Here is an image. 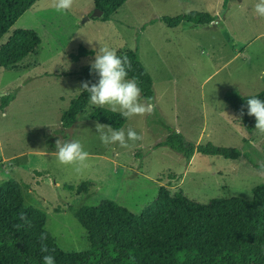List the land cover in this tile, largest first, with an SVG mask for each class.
Here are the masks:
<instances>
[{"label": "rangeland", "instance_id": "obj_1", "mask_svg": "<svg viewBox=\"0 0 264 264\" xmlns=\"http://www.w3.org/2000/svg\"><path fill=\"white\" fill-rule=\"evenodd\" d=\"M224 2L127 0L104 21L93 16L94 0H74L67 13L57 12L52 0H36L0 38V47L18 29H33L41 38L36 51L15 67L0 65V99L16 94L7 110H0L4 149L7 156L16 155L6 163L14 167L0 171V183L20 182L25 204L46 212V229L63 250L91 248L73 209L112 199L141 213L165 185L201 203L249 200L264 182L257 167L264 162V136L247 131L226 101L229 93L255 95L264 89V18L253 14L256 0H229L226 7ZM191 11L216 19L204 25L183 21L177 27L161 20ZM81 46L90 52L78 58ZM101 46L118 55L138 51L153 78L155 112L127 120L125 133L131 127L143 137L129 141L128 148L103 146L97 121L90 118L97 107L91 103L72 127L61 124L63 111L80 93L81 71L91 66ZM171 131L193 143L238 148L242 155L230 159L196 152L189 162L181 152L158 146ZM57 139L79 141L89 153L82 173L58 163ZM83 181L92 184L90 194L64 187Z\"/></svg>", "mask_w": 264, "mask_h": 264}, {"label": "trees", "instance_id": "obj_2", "mask_svg": "<svg viewBox=\"0 0 264 264\" xmlns=\"http://www.w3.org/2000/svg\"><path fill=\"white\" fill-rule=\"evenodd\" d=\"M36 0H0V38L33 5ZM127 0H94L103 10L100 19L106 21ZM229 0H225L226 7ZM209 12L191 11L175 17L162 16L169 27L183 21L204 25L215 21ZM41 43L33 29H18L0 47V65L15 67ZM90 51L79 48L77 57ZM131 62L128 78H135L142 89V98L154 99L153 78L141 61L138 51L128 50ZM98 75L91 66L79 76L82 82L96 83ZM15 93L1 97L4 113L15 99ZM89 94L80 90L61 115L64 128L72 127L89 105ZM264 100V89L255 95H226L228 104L239 114L240 124L249 132L255 129V117L247 115V99ZM244 114L241 117V109ZM90 118L101 124L121 129L128 119L109 108H94ZM169 146L181 152L187 160L200 152L237 159L238 148L217 146L211 142L193 143L183 134L171 131L158 146ZM1 167V163H0ZM264 173V162L257 166ZM92 184L64 187L76 194H90ZM75 217L87 230L91 248L87 251H65L46 229L47 214L42 209L25 204L20 182L10 178L0 183V264H43L44 255H52L55 264H264V182L253 189L252 199L241 197L214 198L207 203L188 198L182 190L172 192L161 186L157 197L141 213H135L112 199L96 206L73 209ZM23 215V219L21 216ZM41 237H44L42 240ZM47 245L49 252L41 251Z\"/></svg>", "mask_w": 264, "mask_h": 264}, {"label": "clouds", "instance_id": "obj_3", "mask_svg": "<svg viewBox=\"0 0 264 264\" xmlns=\"http://www.w3.org/2000/svg\"><path fill=\"white\" fill-rule=\"evenodd\" d=\"M73 4L74 0H52V7L62 13L69 12ZM253 14L264 18V0H256ZM91 69L98 75V81L96 83L84 81L81 84V90L89 94V103L99 108L108 107L112 112H119L123 118L129 120L136 116L145 117L154 114L156 104L152 98L142 100V89L138 81L135 78H128L131 62L126 54L120 56L117 50L101 46L96 51L94 60L91 61ZM260 75L264 78V72ZM246 108L247 115L255 117L256 135L264 136V100L257 97L249 98ZM243 114L242 108L241 117ZM95 127L101 143L106 148L116 144L122 148H128L129 141L135 143L143 139L131 127L128 128L127 133L123 128L113 129L111 125L101 124L99 121L96 122ZM55 149L59 164L72 166L77 174L87 168L89 153L83 149L79 141L57 139ZM21 218H24L23 215ZM41 239L43 240L44 237ZM41 251L48 253L47 245H42ZM43 264H55L54 256L44 255Z\"/></svg>", "mask_w": 264, "mask_h": 264}, {"label": "crops", "instance_id": "obj_4", "mask_svg": "<svg viewBox=\"0 0 264 264\" xmlns=\"http://www.w3.org/2000/svg\"><path fill=\"white\" fill-rule=\"evenodd\" d=\"M100 19V18H99ZM15 99H16V97H15ZM14 99V100H15ZM13 100V101H14ZM4 140L2 139V136H1V133H0V155H1V161H0V163H3V165H1V167H0V171H6V172H8V168H12V167H14V165H6V163H9V164H12L11 162H9L10 161V159H12V158H14L16 155H8L7 156V154H6V151H5V149H4ZM42 153L43 152H45V151H41ZM47 152V151H46ZM45 152V153H46ZM24 153H26V152H24ZM22 154H23V152H22ZM17 155H21V153H19V154H17ZM193 158V157H192ZM192 158H191V160H192ZM191 160H189V162L191 161ZM4 161V162H3ZM21 166H23V165H21ZM24 166H26V165H24ZM27 170H29V169H31V168H26ZM33 169V170H32ZM31 169V171H35V172H37V170H36V167H33ZM35 169V170H34ZM26 170V171H27ZM38 173V172H37ZM33 174V173H32ZM17 180V179H16Z\"/></svg>", "mask_w": 264, "mask_h": 264}, {"label": "water", "instance_id": "obj_5", "mask_svg": "<svg viewBox=\"0 0 264 264\" xmlns=\"http://www.w3.org/2000/svg\"><path fill=\"white\" fill-rule=\"evenodd\" d=\"M102 15H103V10L101 8H99V7H96V10H95L93 16H95V17H101Z\"/></svg>", "mask_w": 264, "mask_h": 264}]
</instances>
